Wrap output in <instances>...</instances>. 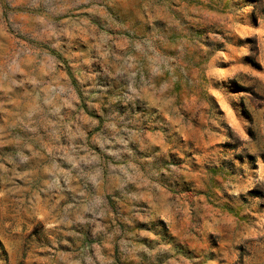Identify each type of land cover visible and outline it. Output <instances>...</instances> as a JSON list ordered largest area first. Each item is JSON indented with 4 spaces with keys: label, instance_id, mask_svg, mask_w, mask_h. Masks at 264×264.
I'll return each instance as SVG.
<instances>
[{
    "label": "rangeland",
    "instance_id": "obj_1",
    "mask_svg": "<svg viewBox=\"0 0 264 264\" xmlns=\"http://www.w3.org/2000/svg\"><path fill=\"white\" fill-rule=\"evenodd\" d=\"M0 264H264V0H0Z\"/></svg>",
    "mask_w": 264,
    "mask_h": 264
}]
</instances>
